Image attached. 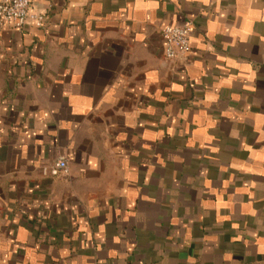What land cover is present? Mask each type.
I'll use <instances>...</instances> for the list:
<instances>
[{
  "label": "crops",
  "instance_id": "1",
  "mask_svg": "<svg viewBox=\"0 0 264 264\" xmlns=\"http://www.w3.org/2000/svg\"><path fill=\"white\" fill-rule=\"evenodd\" d=\"M30 2L44 28L0 21V264H264V0Z\"/></svg>",
  "mask_w": 264,
  "mask_h": 264
},
{
  "label": "built area",
  "instance_id": "2",
  "mask_svg": "<svg viewBox=\"0 0 264 264\" xmlns=\"http://www.w3.org/2000/svg\"><path fill=\"white\" fill-rule=\"evenodd\" d=\"M0 21L11 24L14 29L22 30L27 27L42 29L47 19L44 14L33 12L30 0H0ZM191 22L181 25L168 26L161 30L162 52L167 61L184 57L189 50ZM51 176L67 172L65 158L59 157L46 170Z\"/></svg>",
  "mask_w": 264,
  "mask_h": 264
}]
</instances>
